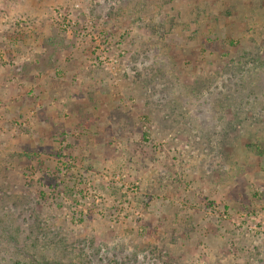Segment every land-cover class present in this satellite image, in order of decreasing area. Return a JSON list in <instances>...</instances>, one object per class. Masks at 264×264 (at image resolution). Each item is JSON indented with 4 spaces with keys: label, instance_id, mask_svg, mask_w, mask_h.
I'll return each mask as SVG.
<instances>
[{
    "label": "rangeland",
    "instance_id": "obj_1",
    "mask_svg": "<svg viewBox=\"0 0 264 264\" xmlns=\"http://www.w3.org/2000/svg\"><path fill=\"white\" fill-rule=\"evenodd\" d=\"M258 62L264 0H0V264H264Z\"/></svg>",
    "mask_w": 264,
    "mask_h": 264
},
{
    "label": "trees",
    "instance_id": "obj_2",
    "mask_svg": "<svg viewBox=\"0 0 264 264\" xmlns=\"http://www.w3.org/2000/svg\"><path fill=\"white\" fill-rule=\"evenodd\" d=\"M237 69H241V68H237ZM250 72H252V73H254V72H256L257 73V78H259L260 76L263 78L264 77V65H263V63H260V62H258V65L257 66H254V67H252L251 68V70H250ZM240 73V72H239ZM243 73V72H242ZM252 75V74H251ZM240 76V75H239ZM237 77H238V75H237ZM238 79V81H237V83H240V85H242V84H244L245 82H247L249 79H248V75L247 74H242L240 77H238L237 78ZM240 79H241V81H240ZM253 79H255V78H253ZM242 82V83H241ZM205 84V83H204ZM227 87V86H226ZM230 91L227 93V94H224V96H225V105L224 106H226L225 107V109H228L227 110V112H230V109L232 110V111H234V109H237L236 107L238 106V109H239V107L240 108H242L243 107V105H241L240 104V102L242 103V97L240 98L239 96H238V98L237 97H235L234 96V94H233V92L231 91V89H233L232 87H229L228 88ZM249 95H247V97H248ZM235 99H238V101H234ZM227 102V103H226ZM234 102H237L236 104H234ZM215 103H217V101L215 102ZM221 103V102H220ZM238 104V105H237ZM229 106V107H228ZM223 107V106H222ZM235 112V111H234ZM236 113V112H235ZM237 113L239 114V112H238V110H237ZM60 244V242H55V245H59ZM58 264H60V263H58ZM84 264V263H83Z\"/></svg>",
    "mask_w": 264,
    "mask_h": 264
}]
</instances>
